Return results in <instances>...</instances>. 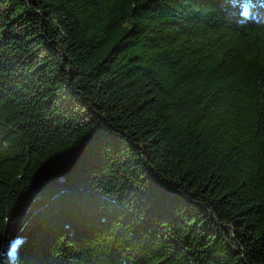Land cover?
Wrapping results in <instances>:
<instances>
[{
	"label": "trees",
	"instance_id": "1",
	"mask_svg": "<svg viewBox=\"0 0 264 264\" xmlns=\"http://www.w3.org/2000/svg\"><path fill=\"white\" fill-rule=\"evenodd\" d=\"M0 264H264V0H0Z\"/></svg>",
	"mask_w": 264,
	"mask_h": 264
},
{
	"label": "clouds",
	"instance_id": "2",
	"mask_svg": "<svg viewBox=\"0 0 264 264\" xmlns=\"http://www.w3.org/2000/svg\"><path fill=\"white\" fill-rule=\"evenodd\" d=\"M17 245L23 243V239L22 238H17L16 242Z\"/></svg>",
	"mask_w": 264,
	"mask_h": 264
}]
</instances>
